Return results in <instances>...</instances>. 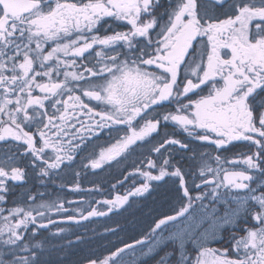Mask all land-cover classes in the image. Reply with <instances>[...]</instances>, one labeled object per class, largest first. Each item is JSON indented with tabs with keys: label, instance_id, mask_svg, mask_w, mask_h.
Returning a JSON list of instances; mask_svg holds the SVG:
<instances>
[{
	"label": "snow or ice",
	"instance_id": "1",
	"mask_svg": "<svg viewBox=\"0 0 264 264\" xmlns=\"http://www.w3.org/2000/svg\"><path fill=\"white\" fill-rule=\"evenodd\" d=\"M135 155L104 207L27 187ZM157 196L139 238L85 264H264V0H0V264H65L41 230Z\"/></svg>",
	"mask_w": 264,
	"mask_h": 264
},
{
	"label": "flooded vegetation",
	"instance_id": "2",
	"mask_svg": "<svg viewBox=\"0 0 264 264\" xmlns=\"http://www.w3.org/2000/svg\"><path fill=\"white\" fill-rule=\"evenodd\" d=\"M107 140V136H102L98 143H104ZM98 148L96 151L98 152ZM91 151V146L89 148ZM143 151V150H141ZM246 151V149L234 148L232 152L229 153L231 155L235 152ZM87 153H85L86 155ZM155 155V154H153ZM143 157L139 155H135L130 157L124 163L108 167L105 166L103 170H96V172H92L91 170H85L82 166L77 167L73 166L70 169H65L61 174L60 177L56 179V183L48 182L45 185H40L35 182L34 179H30L29 184L27 187L31 189V191L35 194L37 192L43 193H54L59 194L62 197L63 201L65 202V206L69 209H76V208H84L87 209L89 204H92L96 207H104L103 205L96 204L97 200H103L106 198H110L119 192L123 194V192L130 188L132 185V180L129 179L123 187L117 185L116 189L112 188V185L117 182V179H123L124 175L128 172L133 170V166L139 163L140 159ZM77 165H79V159L77 160ZM79 170L81 171V176L77 178L75 176V172ZM79 179L82 189L84 191L73 192L70 191V188L74 185L76 180ZM63 183L65 187L60 188L59 185ZM99 187L100 191H92L89 192L87 189H95ZM22 188H18L17 192H22ZM18 199V197H17ZM72 200L74 203L68 204L67 201ZM159 196H157V202H154L152 198H149L147 201H141L140 205L138 206L135 213H124L123 215L120 214H109L107 217H95L89 221H82L79 225L76 224H64L62 226L66 227L67 231L62 234L59 238L62 241H66V239H75L77 236H80L81 239L76 241L75 243L71 244L70 254L72 256H76L77 258L71 259L70 261H66L64 258L65 264L68 262H72L69 264H85L87 258H102L104 255L108 253L111 249L108 246V243H105L103 246L99 245L96 238L101 237L98 234H102L106 228H116L117 231L115 233L110 232V236L115 235H125L129 238L138 237L143 230L146 229V225L149 219L147 213L150 209H159L160 205L158 203ZM11 203V201H10ZM164 210V209H160ZM69 213H60L53 218L56 220H61L63 217H66ZM75 215V212H72ZM138 224V226L133 229V226ZM55 230V229H53ZM129 234H134L129 235ZM37 237L43 238L44 240H50L51 237L48 236L46 230H41V234ZM47 238V239H46ZM60 245L61 244H57ZM61 254L54 252L55 255L63 257L67 253V247H60L58 249ZM84 256V258L78 260V256ZM58 259V258H56Z\"/></svg>",
	"mask_w": 264,
	"mask_h": 264
},
{
	"label": "rangeland",
	"instance_id": "3",
	"mask_svg": "<svg viewBox=\"0 0 264 264\" xmlns=\"http://www.w3.org/2000/svg\"><path fill=\"white\" fill-rule=\"evenodd\" d=\"M23 192V191H22ZM22 192H19V193H22ZM44 197H42L43 200L45 201H51V200H55L57 198H60L62 199L61 196H59V194H54V193H44ZM63 200V199H62ZM138 226V224H135V226H133V229H135L136 227ZM129 235H134V234H129ZM98 236H101V237H98L96 238L95 241L98 242L99 245L103 246L105 243H108V246L112 249H113V245H117V244H121L122 241H127V242H132V238H129L128 236H125V235H115L114 236H110V232H104L102 234H98ZM135 238H139L138 237H135ZM37 239L39 240H44L43 238H39L37 237ZM48 241H51L52 244H61L62 247H67V253L65 256H63V259L65 258V260L67 261H70L71 259H74V258H77L76 256H72L70 254V248L69 247L71 244L75 243L77 240L73 239H66V241H62L60 240L59 238H51L50 240H45V242L47 243ZM69 241H72L73 243L69 244L68 242ZM59 248H55V249H52V259L55 260L56 258H60V256H57L54 254V252L56 253H59L61 254V252L58 251ZM78 260L84 258V256H78ZM69 263H72V262H68Z\"/></svg>",
	"mask_w": 264,
	"mask_h": 264
}]
</instances>
